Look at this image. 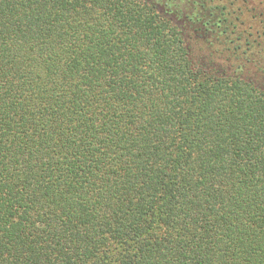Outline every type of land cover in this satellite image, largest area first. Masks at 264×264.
I'll return each instance as SVG.
<instances>
[{
	"label": "trees",
	"instance_id": "trees-1",
	"mask_svg": "<svg viewBox=\"0 0 264 264\" xmlns=\"http://www.w3.org/2000/svg\"><path fill=\"white\" fill-rule=\"evenodd\" d=\"M232 5L0 0V264H264V87L228 70L264 49Z\"/></svg>",
	"mask_w": 264,
	"mask_h": 264
},
{
	"label": "rangeland",
	"instance_id": "rangeland-1",
	"mask_svg": "<svg viewBox=\"0 0 264 264\" xmlns=\"http://www.w3.org/2000/svg\"><path fill=\"white\" fill-rule=\"evenodd\" d=\"M214 2H217L218 5L223 6L224 2H228L229 4H233L230 7V11H232L231 15L236 14L237 16L241 17V21H233L236 25L239 27V23H242V29H244L246 32L242 36V40L244 43L246 41H251V39H254L253 48L249 52L252 54H258L260 56V51L264 49V33L263 38L257 39V35L261 33V31L264 32V0H213ZM215 3H212L214 5ZM210 5L207 3V6ZM216 6V5H214ZM219 13V14H218ZM215 14V13H214ZM216 17L220 16V12H216ZM259 31V33H257ZM196 30H189L187 32V38H191L192 42V48L193 52H196L197 44L194 41H198L196 38ZM257 33V34H256ZM256 38V39H255ZM194 40V41H193ZM190 43V41H189ZM258 43H261L259 46ZM195 45V46H194ZM255 46V47H254ZM246 49V48H245ZM260 63H264V57H260ZM244 63L246 64L244 66ZM222 65V64H221ZM237 67H242L241 69H238ZM264 68V64L262 66ZM259 66L252 64L248 65V62H241L240 60H237L235 64L230 65L228 63V70H235L238 71L239 74L243 73V76L248 77L252 81H256V85L260 87H264V79L262 80L260 77V71Z\"/></svg>",
	"mask_w": 264,
	"mask_h": 264
},
{
	"label": "flooded vegetation",
	"instance_id": "flooded-vegetation-1",
	"mask_svg": "<svg viewBox=\"0 0 264 264\" xmlns=\"http://www.w3.org/2000/svg\"><path fill=\"white\" fill-rule=\"evenodd\" d=\"M216 16V15H215ZM215 18V17H214ZM210 19H211V17H210Z\"/></svg>",
	"mask_w": 264,
	"mask_h": 264
}]
</instances>
